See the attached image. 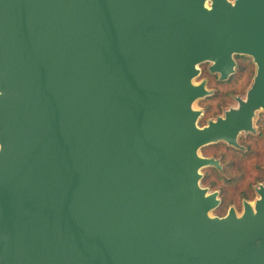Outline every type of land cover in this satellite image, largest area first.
<instances>
[{"label":"water","instance_id":"1","mask_svg":"<svg viewBox=\"0 0 264 264\" xmlns=\"http://www.w3.org/2000/svg\"><path fill=\"white\" fill-rule=\"evenodd\" d=\"M236 56L244 98L198 124ZM264 110V0H0V264H264V185L238 214L199 152Z\"/></svg>","mask_w":264,"mask_h":264},{"label":"flooded vegetation","instance_id":"2","mask_svg":"<svg viewBox=\"0 0 264 264\" xmlns=\"http://www.w3.org/2000/svg\"><path fill=\"white\" fill-rule=\"evenodd\" d=\"M253 127V132L241 133L238 136V146H230L223 142L205 146L207 147V151L203 156L218 160L221 166L220 169L216 167H206L213 168V171L206 175L208 181L211 182V184L206 185V187H209L212 191H217L218 197L220 199L219 205L214 210L215 212L217 211V216H225L230 207H235L238 211L241 212L243 208V201H248L246 199H255L256 188H258L260 185H264V117L262 115L258 118L256 128L255 126ZM252 163L257 165L256 176L258 178L253 184H250V189L246 194L247 196L242 195L239 199L234 196V201H228V199H225V197L222 195L221 190H219L218 187L215 189L211 186L212 184H217L218 182V179H215L214 176L215 172H218L221 176H223V178H225V180H229L231 176L227 175L225 172L229 171L230 166H234L233 168L236 169V166L238 165L236 172L231 175L239 179V174L243 171L242 169L244 168V166L246 164L250 165ZM233 180L236 179L233 178ZM220 186H222L221 183Z\"/></svg>","mask_w":264,"mask_h":264},{"label":"rangeland","instance_id":"3","mask_svg":"<svg viewBox=\"0 0 264 264\" xmlns=\"http://www.w3.org/2000/svg\"><path fill=\"white\" fill-rule=\"evenodd\" d=\"M209 65L210 63L206 62L198 66V69L200 70V75L193 79V83L199 84L201 81L205 80L206 86L209 90H213L215 93L216 91H219L221 93L218 97L211 98V96H213L214 94L213 93L211 96L198 99L193 103V109L202 111V115L198 119V124L200 126H202V124L205 125L208 120H214L217 116L223 115V112L227 110L228 108L236 107L237 106L236 98L245 97L246 92L248 88L250 87L253 77H254V72H253V76L247 84H245L246 83L245 77L240 78L238 80H234L230 83H225L224 81H220L218 79L217 74H211L209 72L208 70ZM219 81L223 84H218ZM261 115L264 117V110H259L256 112V115L253 120L255 128L257 126L258 118ZM206 151H207V147L202 148L199 153L201 155H204ZM249 166L250 165H248V168ZM203 170L204 169H202V174L204 173ZM248 174L250 177H253L256 175V171L254 169H251L248 171ZM246 200L254 201V199L252 200L246 199ZM235 211L238 214L242 212V211L241 212L238 211L237 209ZM211 215H218V213L215 211H212Z\"/></svg>","mask_w":264,"mask_h":264},{"label":"trees","instance_id":"4","mask_svg":"<svg viewBox=\"0 0 264 264\" xmlns=\"http://www.w3.org/2000/svg\"><path fill=\"white\" fill-rule=\"evenodd\" d=\"M236 60V70H235V74L233 76H231L227 81H224L225 83H230L234 80H238L240 78L245 77L246 83L247 84L250 79L253 76V72L255 75V66L251 60V58L246 57V56H236L235 57ZM217 82V80H216ZM218 84H223L220 81L218 82ZM221 92L216 91V93L214 92L212 97H218L220 95ZM210 109V107H209ZM208 113V112H207ZM204 124H202L203 126ZM226 161V160H225ZM243 161H247V160H243ZM254 163V162H253ZM250 164L249 168L248 165L246 164L244 166V168L242 169L243 171L239 174L240 178L237 179L236 177L232 176L231 174H234L238 168V165L236 166V169L233 168L234 166H230L229 167V171H226L225 173L229 176H231V178L229 180H225V178H223V176H221L218 172L214 173L215 179H218L217 184H212L211 186L213 188H219V190H221L222 195L225 197V199L227 198L228 201H234L235 197L237 199H239L242 195L247 196V191L250 189V184H253L256 180H257V176H253L250 177L248 174V171L251 169H254L255 171H257V165L256 164ZM211 171H213V168H205L203 170V177L201 179V183L203 185H209L211 184V182L208 181L207 178V174H209ZM236 179V180H233ZM220 183L222 184V186H220ZM228 185V187H227ZM235 196V197H234ZM217 212V211H216Z\"/></svg>","mask_w":264,"mask_h":264}]
</instances>
